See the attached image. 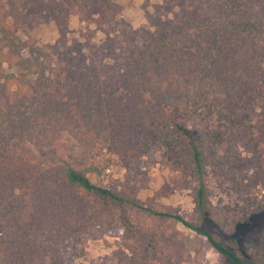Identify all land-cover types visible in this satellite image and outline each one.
<instances>
[{
  "label": "trees",
  "instance_id": "obj_1",
  "mask_svg": "<svg viewBox=\"0 0 264 264\" xmlns=\"http://www.w3.org/2000/svg\"><path fill=\"white\" fill-rule=\"evenodd\" d=\"M162 1L177 10L154 17L147 38L116 0H0V264H72L98 212L132 242L116 264H206L175 221L222 264H264V251L248 258L206 226L233 234L234 212L264 211V0ZM74 13L101 43L70 38ZM48 16L62 32L41 44ZM158 161L192 185L196 221L137 197ZM114 165L122 182L93 179ZM218 177L241 192L224 213L208 198Z\"/></svg>",
  "mask_w": 264,
  "mask_h": 264
},
{
  "label": "rangeland",
  "instance_id": "obj_2",
  "mask_svg": "<svg viewBox=\"0 0 264 264\" xmlns=\"http://www.w3.org/2000/svg\"><path fill=\"white\" fill-rule=\"evenodd\" d=\"M116 1L122 8L121 17L125 20L127 26L136 30L142 28L144 36L147 38L152 37L154 34V17L159 13L164 17H172L175 9L177 10L174 6L163 5L162 0ZM190 6L192 11H204L202 4L192 5L190 3ZM80 18L78 13L68 17L67 26L70 38L86 36L91 38L93 43H101L105 37V32L96 28L95 25H91V30L86 28L85 23L81 22ZM59 25L60 23L52 16L46 17L36 32L37 40L41 44L57 40L62 32ZM114 26L118 29L122 28V25L118 23H112L110 28L113 29ZM63 139L68 143L75 141L68 133L63 134ZM124 172L125 170L121 166L114 165L108 174L100 178L93 176V179L104 185L122 182ZM149 176L147 186L136 187L137 197L147 203H156L162 209L172 208L177 210L190 221L197 220L193 187L192 185L191 187H185L182 175L178 170L162 161H158L151 166ZM176 187L180 189L175 191L174 188ZM240 194V189L235 183H229L222 177L213 178L208 187V198L212 204L213 212L220 211L224 213L231 210L242 201ZM259 199L264 204V193L259 195ZM234 214L239 221L233 234L222 232L211 218H208L206 226L210 231L219 235L228 246L235 244L238 252L248 258L255 252L264 251V211L259 214L246 213L243 215L237 212H234ZM106 217L104 212L97 213V220L90 228L85 243L81 245L83 248L82 254H76L73 251L70 253L72 264H116L114 253L118 249L129 250L132 242L124 237L123 229L120 226L109 229L106 225ZM174 223L185 235L189 254L192 258H201L206 264H222L226 261L215 249L208 247L207 239L204 236L199 235L181 221H175Z\"/></svg>",
  "mask_w": 264,
  "mask_h": 264
}]
</instances>
